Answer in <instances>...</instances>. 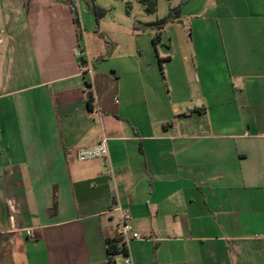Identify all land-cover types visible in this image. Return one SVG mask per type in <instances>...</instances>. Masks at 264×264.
<instances>
[{
	"label": "crops",
	"instance_id": "obj_1",
	"mask_svg": "<svg viewBox=\"0 0 264 264\" xmlns=\"http://www.w3.org/2000/svg\"><path fill=\"white\" fill-rule=\"evenodd\" d=\"M178 5L158 68L152 31L0 0V264H110L116 204L132 264H264V0Z\"/></svg>",
	"mask_w": 264,
	"mask_h": 264
},
{
	"label": "rangeland",
	"instance_id": "obj_2",
	"mask_svg": "<svg viewBox=\"0 0 264 264\" xmlns=\"http://www.w3.org/2000/svg\"><path fill=\"white\" fill-rule=\"evenodd\" d=\"M79 2L81 6L83 5L86 8L89 7L92 9L91 4H93L104 11L103 16L99 15L98 17L105 35L114 34L117 29L121 32V29L126 26L129 27L130 24L134 26V30L139 28L138 31L142 37V45L144 47V43H146L144 33H146V31L149 33L152 31V40L156 38L157 42L155 44L153 43L154 47L151 49L156 57V65L158 68L165 62V57L159 58L158 55L174 52L172 47L170 49L167 47L170 41L173 39L182 43L183 39L187 36L186 27L182 25L176 26L174 24H166L161 29L149 27V25L154 24V22L156 23L166 18L171 9H176L179 6V0H157L156 13L153 15H147L137 0H86V2H84V0H79ZM95 17L96 16L92 12V20L96 28ZM117 25H119V27ZM92 37H95V34L94 36L92 35ZM85 38L88 39L89 36L86 35ZM161 42L165 44V46L161 44ZM117 259L120 260L121 258L118 257Z\"/></svg>",
	"mask_w": 264,
	"mask_h": 264
},
{
	"label": "built area",
	"instance_id": "obj_3",
	"mask_svg": "<svg viewBox=\"0 0 264 264\" xmlns=\"http://www.w3.org/2000/svg\"><path fill=\"white\" fill-rule=\"evenodd\" d=\"M77 57H82V53H76ZM86 65L83 63L80 67L81 70L84 69ZM107 140L104 138L98 144L91 148H80L77 150L75 157L79 162H87L100 158H106L108 156ZM112 211L117 215L118 227L114 232V239L118 240L119 243L125 249V255L123 256V264H132L130 258L128 257V247L132 241H142L144 240L139 234L132 231L130 226V211L126 208L120 207L118 204L114 205ZM110 264H114L113 258L110 259Z\"/></svg>",
	"mask_w": 264,
	"mask_h": 264
},
{
	"label": "trees",
	"instance_id": "obj_4",
	"mask_svg": "<svg viewBox=\"0 0 264 264\" xmlns=\"http://www.w3.org/2000/svg\"><path fill=\"white\" fill-rule=\"evenodd\" d=\"M70 1V0H68ZM89 1H93V0H89ZM138 3L143 7L144 12L147 15H153L156 13V9H157V0H137ZM92 6V12L93 14L96 16L95 17V23H96V27L98 25L99 22V15L103 16L104 11L97 8L96 6H94L93 4H91ZM180 6H178L176 9H171L169 12V15L164 18L161 21H157L154 24L149 25V27L155 29H161L164 25L172 23L176 20L179 19L180 16ZM152 42L155 44L157 42L156 38H153ZM107 254L109 259H112L116 256H124L125 255V249L124 247L119 243L118 240L114 239V241L107 247Z\"/></svg>",
	"mask_w": 264,
	"mask_h": 264
}]
</instances>
